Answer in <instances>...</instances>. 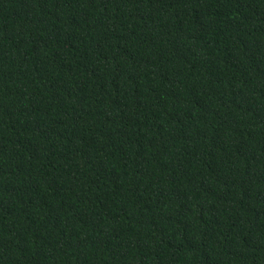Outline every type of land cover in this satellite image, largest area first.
Masks as SVG:
<instances>
[{
  "label": "trees",
  "instance_id": "1",
  "mask_svg": "<svg viewBox=\"0 0 264 264\" xmlns=\"http://www.w3.org/2000/svg\"><path fill=\"white\" fill-rule=\"evenodd\" d=\"M0 264H264V0H0Z\"/></svg>",
  "mask_w": 264,
  "mask_h": 264
}]
</instances>
